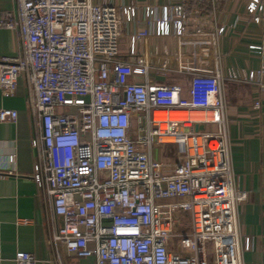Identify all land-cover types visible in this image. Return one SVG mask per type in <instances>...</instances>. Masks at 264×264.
<instances>
[{
    "label": "built area",
    "instance_id": "obj_1",
    "mask_svg": "<svg viewBox=\"0 0 264 264\" xmlns=\"http://www.w3.org/2000/svg\"><path fill=\"white\" fill-rule=\"evenodd\" d=\"M191 6H146L130 59L118 23L138 18L135 5L15 0L14 9L0 10V29L19 44L17 56L0 57V89L13 95L19 79L27 86L34 179L55 222V261L63 246L94 264H244L252 238L240 226L248 193L236 185L229 84L261 82L264 46H250L259 69L224 76L219 41L227 28L189 31ZM246 12L263 22L264 0H248ZM150 37L175 43L174 59H137V42ZM171 72L188 75V84L158 80ZM161 110L202 115L160 120ZM17 118L0 108V123ZM155 145L179 150L158 157ZM14 260L38 263L25 251Z\"/></svg>",
    "mask_w": 264,
    "mask_h": 264
},
{
    "label": "crops",
    "instance_id": "obj_2",
    "mask_svg": "<svg viewBox=\"0 0 264 264\" xmlns=\"http://www.w3.org/2000/svg\"><path fill=\"white\" fill-rule=\"evenodd\" d=\"M116 7L135 5L138 18L127 21L121 17L126 50L122 55L130 59V37L141 27L146 6L179 4L183 0H92ZM192 6L189 31L212 30L224 25L227 30L219 41L221 70L224 76H244L250 70L261 67L260 54L250 49L252 45L264 46V21L255 23L246 12L248 0H187ZM15 0H0V10H12ZM144 24V23H143ZM175 43L150 37L138 41L136 58L148 56L149 61L165 57L174 59ZM19 44L14 32L0 29V57L17 56ZM172 75L157 76L161 82L188 84L190 77L171 72ZM229 94L233 107L231 120L233 167L236 185L248 193V200L239 207L240 226L244 236L252 238L250 250L244 253V264H264V77L261 82L231 81ZM0 108L18 111L15 122L0 123V264H16L18 251L32 253L37 264H94L93 259L82 262L69 256L60 246V257L55 256L50 237L55 232L51 209L43 192L34 179L36 155L32 139L36 126L32 120L27 86L19 79L13 95L0 89ZM26 220V221H25ZM61 224V219H58Z\"/></svg>",
    "mask_w": 264,
    "mask_h": 264
},
{
    "label": "rangeland",
    "instance_id": "obj_3",
    "mask_svg": "<svg viewBox=\"0 0 264 264\" xmlns=\"http://www.w3.org/2000/svg\"><path fill=\"white\" fill-rule=\"evenodd\" d=\"M118 26H119L120 31L122 32V37L120 39V43H121L120 50L123 52V51L126 50V45L125 44H126L127 40H126V37L123 34L122 21H119ZM172 74L173 73H170V75H172ZM159 76H160V74H159ZM155 150H156V153H157L158 157H161V153L164 151L166 153L167 157L172 158L171 157V152L173 150H179V146L155 145ZM186 214L189 216V213H186ZM87 259H93V258H87ZM83 260H86V259H84V258L78 259V262L79 261L82 262Z\"/></svg>",
    "mask_w": 264,
    "mask_h": 264
},
{
    "label": "bare ground",
    "instance_id": "obj_4",
    "mask_svg": "<svg viewBox=\"0 0 264 264\" xmlns=\"http://www.w3.org/2000/svg\"><path fill=\"white\" fill-rule=\"evenodd\" d=\"M202 113L200 112H188V111H157L156 116L158 119H165L167 117L173 120H188L189 118L199 119Z\"/></svg>",
    "mask_w": 264,
    "mask_h": 264
},
{
    "label": "water",
    "instance_id": "obj_5",
    "mask_svg": "<svg viewBox=\"0 0 264 264\" xmlns=\"http://www.w3.org/2000/svg\"><path fill=\"white\" fill-rule=\"evenodd\" d=\"M197 128H198V126H197Z\"/></svg>",
    "mask_w": 264,
    "mask_h": 264
}]
</instances>
